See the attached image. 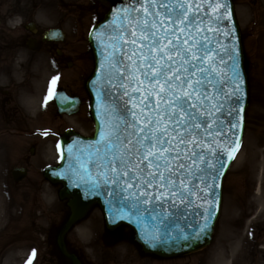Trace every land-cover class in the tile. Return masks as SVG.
Returning <instances> with one entry per match:
<instances>
[{
  "label": "snow or ice",
  "instance_id": "6c2138e0",
  "mask_svg": "<svg viewBox=\"0 0 264 264\" xmlns=\"http://www.w3.org/2000/svg\"><path fill=\"white\" fill-rule=\"evenodd\" d=\"M114 2L119 7L112 19L99 26L101 34L111 29L112 49L105 56L107 73L101 76L107 87L97 92L99 140L88 158L79 160L80 175L87 178L90 193L108 192L120 218L126 210L138 224L151 222L142 230L145 243L191 245L210 226V202L203 226L191 232L181 228L171 235L167 224L163 229L160 225L184 219L193 196L204 193L199 198L207 200L213 193H205V188L218 187L219 169L226 167L207 138L214 135L213 125L219 129L224 123L216 114L224 115L225 104L228 116L244 111L239 54L226 45L223 55L217 51L221 45L216 37L234 32L222 30L228 27L225 21H233V9L230 0ZM57 80L58 76L52 78L45 103ZM228 125L237 127L234 120ZM34 256L35 250L27 264Z\"/></svg>",
  "mask_w": 264,
  "mask_h": 264
},
{
  "label": "rangeland",
  "instance_id": "374dc122",
  "mask_svg": "<svg viewBox=\"0 0 264 264\" xmlns=\"http://www.w3.org/2000/svg\"><path fill=\"white\" fill-rule=\"evenodd\" d=\"M232 2L243 45L248 104L237 152L241 156L237 161L233 159L223 178L220 210L209 245L186 256L158 259L141 252L127 226L118 227L113 236L107 237L110 232L105 230L102 214L94 205L84 220L66 234L70 244L76 245L72 249L86 264H264V0ZM73 5L83 10L70 12ZM106 11L107 4L93 0H0V85L12 93L15 111L25 115L21 124L8 117L5 105L0 106V189H4L6 199L0 228V264H22L24 256L32 255L28 250H35L37 243L41 247L35 260L45 264L48 247L45 249L42 243L45 237L54 239V233L47 229L60 230L68 218L66 200L58 198L61 185L47 182L43 171L59 162L57 140L61 132L72 128L90 136L93 126L86 104L81 117L56 116L51 97L47 103L45 97L49 96L54 76L59 77L56 86L83 90L93 67L88 31ZM25 22H34L37 34L50 28L62 29L66 38L60 47L70 53L62 60L16 49L4 56L5 43L17 40L18 35H29L21 28ZM26 60L31 62L29 71L23 68ZM68 62L73 64L70 68ZM24 83L32 93L20 98L16 88ZM45 110L53 114L50 126ZM19 167L26 169V176L15 182L11 172ZM96 230H100L99 235Z\"/></svg>",
  "mask_w": 264,
  "mask_h": 264
},
{
  "label": "water",
  "instance_id": "95a60500",
  "mask_svg": "<svg viewBox=\"0 0 264 264\" xmlns=\"http://www.w3.org/2000/svg\"><path fill=\"white\" fill-rule=\"evenodd\" d=\"M109 3V11L105 15L104 20L94 27L88 36V41L90 46L93 49L94 57H95V70L90 78V80L86 84V88L88 93L91 96L90 103V111L91 116L95 124V131L91 138H84L78 135L77 133L68 130L66 131L59 142L60 152H61V162L59 166L54 168H48L45 170L44 176L52 183H61L62 190L59 192L60 198H70L68 200V206L70 208L71 215L66 224V228H68L73 222L82 218L87 209L93 204H98L100 207L106 222V226L109 230H113L115 227L121 224H127L133 228L135 232L136 241L142 247V250L147 253H154L156 255L167 257L174 255H183L194 252L205 247L211 238L212 230L214 227V223L218 213L219 201H220V187L221 180L226 172L232 158L234 157L236 151L240 146L241 134L243 129V117L244 111L240 115L236 116H228L227 115V104H225L224 115L217 113L216 115L220 120L224 121L219 129L213 125V133L212 137H208L209 145L216 150V152L221 153V159L226 162V167L219 169L221 175L217 176L215 181L218 187H214L212 189L205 188V193L211 191L213 194L208 196L207 200H202L199 196L204 195V193H200L198 196H193L191 199L193 203L187 207L185 210V218L184 219H173L172 221H165L164 224H161V229L164 228L165 224L169 226V231L171 235L179 234V229L183 228L185 232H191L193 227L197 225L203 226L204 224V210L209 207V202L211 203V207L214 210V215L212 219L209 221V228L206 230V233L202 236L201 240L192 242L191 245L186 242L181 241L180 243H166V244H156L155 246L147 244L144 242L142 238V230L146 229L150 226L151 222L148 224L141 222L136 223L134 218H129L127 211L125 210L124 218H120L119 213L117 212V205L115 203H111L112 197L108 194L107 191H104L103 194H95L90 193L88 189V184L85 179L81 178L80 175V159H87L89 151H94L95 142L99 140L98 135V127L99 120L97 118V112L99 111V103L97 101V92L100 90L102 86L107 87V82L101 79L102 75H106L107 66L109 61L105 59V56L112 51L110 45L111 41L108 38V33H110L111 29H108L106 32L101 34L100 25L107 24L109 20L112 19V12L115 7H119L118 3H115L114 0H104ZM231 3V2H230ZM227 24V28H222L223 31L227 32L229 29L234 28V32H232L227 37L224 35L216 37L220 41V47L217 48V51L223 55L224 54V45H226L229 49H235L239 54V68L241 75L244 78L243 88L245 90V100H244V110L247 105V83H246V75L243 71L242 66V49L239 41V32L237 26L235 24L234 16L233 21H225ZM49 38L45 39H60V32L52 31L46 34ZM32 45V44H31ZM30 45V47H31ZM214 48L217 45L214 43L212 45ZM227 56H225V60H227ZM231 63V61H228ZM101 64L105 65V69L101 70ZM222 67V66H221ZM114 93L115 89H111ZM223 99V98H222ZM55 102L58 109V113L63 114H72L76 111L78 106V101L75 99H68L62 92H58L55 95ZM242 118V124L240 120ZM215 119V117H214ZM234 120L237 123V127L235 129H230L228 125V121ZM219 131L220 135H216L215 133ZM240 139L236 141V137ZM71 146V152H69V147ZM233 150L230 152L229 149ZM209 159H212V155L210 153H206ZM229 155H231V159H229ZM195 167V166H194ZM200 167H204V165H200ZM217 167H219L217 165ZM93 174H95V168H93ZM24 176L23 170H15L13 173V177L15 180H19ZM211 179L209 177V183H211ZM199 184V187L204 188L203 184H200L199 181L196 182ZM179 203V201H177ZM196 213H201V215H197ZM72 260V264H79L78 261L70 256Z\"/></svg>",
  "mask_w": 264,
  "mask_h": 264
},
{
  "label": "flooded vegetation",
  "instance_id": "af4514ba",
  "mask_svg": "<svg viewBox=\"0 0 264 264\" xmlns=\"http://www.w3.org/2000/svg\"><path fill=\"white\" fill-rule=\"evenodd\" d=\"M63 16L64 15H61V17H63ZM21 28L25 30L26 25L22 24ZM17 38H18L17 40L9 41L3 45V54L4 55L9 56L10 53L15 49L19 52H21V50H23V49L25 50V48L28 50V48L26 46V42L30 38L35 39L36 43H38V45H39V51L38 52L43 53L48 57H53V58L55 57V58L62 60L63 58L66 57V55H68V53H70L69 50H67L66 48H64L62 46L60 47L61 44H58L56 42L42 43V36H40V35L39 36L36 35L34 37L23 35L20 37L17 36ZM30 52H32V51H30ZM59 62L54 63L55 66L60 65ZM23 68L26 71H29L31 69V62L29 60H26L25 63L23 64ZM73 86H75V85H73ZM16 90L18 91V94H17V92H16V94L19 95L20 98L24 97L26 94L31 95V93H32L31 88H28V85H26V84H23V85L19 84L18 87L16 88ZM64 90L67 92V94L70 97H77L80 100V105H79V110H78V114L80 116V114L82 113V108H83L84 103H85V96L82 95L81 88H76L73 91L67 90V89H64ZM11 95H12V93H10V91L0 89V105L1 106L5 105L6 109H8V111H7V113L9 114L8 117L13 118V119H15V118L17 119V117H16L17 114L15 111V108L13 107V100H12L13 96H11ZM13 99H14V97H13ZM19 119L21 120V117ZM67 244H68V247H70L71 249L73 248L72 246H76L74 243H72V245H71L69 241L67 242ZM43 245H44L45 249L48 247V249L46 250L47 251L46 254L45 255L43 254L44 255L43 262H46L45 264H53V263L65 264V259L58 252L54 239L50 241L46 237ZM51 249L53 250L52 254H50ZM72 252L77 257H79V255L76 252H74V249H72ZM46 256H47V258H46ZM37 259L35 260V258H34L33 264H37V261H38ZM84 264H86L85 261H84Z\"/></svg>",
  "mask_w": 264,
  "mask_h": 264
},
{
  "label": "bare ground",
  "instance_id": "6f19581e",
  "mask_svg": "<svg viewBox=\"0 0 264 264\" xmlns=\"http://www.w3.org/2000/svg\"><path fill=\"white\" fill-rule=\"evenodd\" d=\"M239 154V153H238ZM237 154V158L235 157V161H237L240 158V154ZM6 199L4 194V189H0V228L3 227L4 223V207H5Z\"/></svg>",
  "mask_w": 264,
  "mask_h": 264
}]
</instances>
